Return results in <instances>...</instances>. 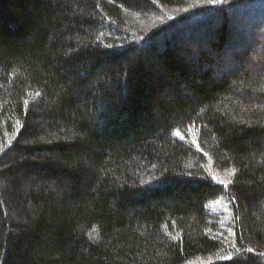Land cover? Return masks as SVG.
<instances>
[{
    "label": "trees",
    "instance_id": "trees-1",
    "mask_svg": "<svg viewBox=\"0 0 264 264\" xmlns=\"http://www.w3.org/2000/svg\"><path fill=\"white\" fill-rule=\"evenodd\" d=\"M195 260L264 264V0H0V264Z\"/></svg>",
    "mask_w": 264,
    "mask_h": 264
},
{
    "label": "rangeland",
    "instance_id": "rangeland-1",
    "mask_svg": "<svg viewBox=\"0 0 264 264\" xmlns=\"http://www.w3.org/2000/svg\"><path fill=\"white\" fill-rule=\"evenodd\" d=\"M212 23H213V25H214V27H218V25H220L219 23V21H218V23H215V20H213L212 21ZM206 25V24H205ZM206 26H199V27H197V28H194L193 30H189L190 32L188 33V28H181L179 31H177L176 32V35H179L180 37H183L185 40H189V41H191V43H193L192 45H195V43L196 42H198V41H200L199 39H202L203 38V40H205L204 39V36H203V34H204V28H205ZM254 32H255V27H248L247 28V32H246V36H247V38L250 40L251 38H252V36L254 35ZM212 37V36H211ZM164 38H165V36H164ZM236 40V39H235ZM193 41V42H192ZM195 41V42H194ZM237 42L239 41V40H236ZM249 42V41H248ZM229 43V42H228ZM250 43V42H249ZM230 44H231V42H230ZM252 48V47H251ZM229 49H231V48H229ZM228 49V50H229ZM254 49V48H253ZM226 52V51H225ZM224 52V53H225ZM218 55H220V54H218ZM216 176V178H217V180L218 181H223L224 183L226 182V176H219V175H215L214 174V177ZM214 181L215 182H217L216 181V179H214ZM223 185V184H222ZM188 264H211V262L209 261H206V260H195V261H191V262H189Z\"/></svg>",
    "mask_w": 264,
    "mask_h": 264
},
{
    "label": "snow or ice",
    "instance_id": "snow-or-ice-1",
    "mask_svg": "<svg viewBox=\"0 0 264 264\" xmlns=\"http://www.w3.org/2000/svg\"><path fill=\"white\" fill-rule=\"evenodd\" d=\"M25 103H27V101H25ZM181 138H183V137H181ZM213 179H217L216 177H213ZM220 183H224L223 181H219ZM249 251H251V249H249ZM225 258H231V257H225Z\"/></svg>",
    "mask_w": 264,
    "mask_h": 264
}]
</instances>
